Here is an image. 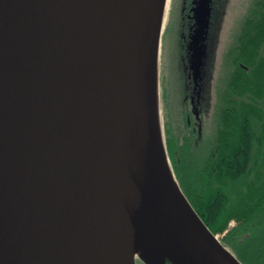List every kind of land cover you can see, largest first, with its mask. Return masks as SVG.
Instances as JSON below:
<instances>
[{
  "label": "water",
  "instance_id": "obj_1",
  "mask_svg": "<svg viewBox=\"0 0 264 264\" xmlns=\"http://www.w3.org/2000/svg\"><path fill=\"white\" fill-rule=\"evenodd\" d=\"M136 1L70 0L63 23L51 0H0V264H136L126 247L118 94L120 44ZM211 1L193 2L195 69L205 57ZM159 4L149 0L143 104ZM176 183L162 200L179 213L204 262L177 242H154L139 261L241 264Z\"/></svg>",
  "mask_w": 264,
  "mask_h": 264
},
{
  "label": "trees",
  "instance_id": "obj_2",
  "mask_svg": "<svg viewBox=\"0 0 264 264\" xmlns=\"http://www.w3.org/2000/svg\"><path fill=\"white\" fill-rule=\"evenodd\" d=\"M193 2L179 0L172 29V57L180 54L186 65L176 96L181 130L168 138L167 153L179 187L211 233L234 222L221 244L241 264H264V0H243L210 71L189 63ZM211 2L213 12L220 0ZM174 70L182 75L178 64Z\"/></svg>",
  "mask_w": 264,
  "mask_h": 264
},
{
  "label": "bare ground",
  "instance_id": "obj_3",
  "mask_svg": "<svg viewBox=\"0 0 264 264\" xmlns=\"http://www.w3.org/2000/svg\"><path fill=\"white\" fill-rule=\"evenodd\" d=\"M51 1L57 17L65 23L70 0ZM171 3L160 0L145 104L141 100L139 74L149 0L136 1L120 44L118 94L120 106L125 107L121 137L126 170V247L137 262L151 252L154 242H177L185 251L191 250L201 263L204 259L199 247L181 216L162 200L165 191L178 189L168 162L159 99L161 40Z\"/></svg>",
  "mask_w": 264,
  "mask_h": 264
},
{
  "label": "rangeland",
  "instance_id": "obj_4",
  "mask_svg": "<svg viewBox=\"0 0 264 264\" xmlns=\"http://www.w3.org/2000/svg\"><path fill=\"white\" fill-rule=\"evenodd\" d=\"M172 1V0H171ZM243 0H220L217 5V9L209 13L208 24L211 26L212 35L209 32L207 40L203 41L205 45V57L203 58L204 69L209 68L216 69L218 66L219 55H221V50L227 43V37L230 30L234 26V20L238 17L239 11H242ZM179 0H173L171 3V8L169 7L167 22L162 34V44H161V54H160V73H159V99H160V112L161 120L164 132L165 147L167 151V140L172 133L178 134L181 130L178 115L180 104L176 96H178V88L180 82L183 83L185 76L183 74V68L186 65V61L179 55H174L172 57L173 44L172 33H174L173 28L178 27L179 21ZM212 19V20H211ZM192 24V22H191ZM166 31V32H165ZM172 38V40H171ZM175 43V41H174ZM228 44V43H227ZM179 66L180 73H176L174 70V65ZM211 75V73H210ZM184 80V81H183ZM183 81V82H182ZM177 94V95H176ZM180 116V115H179ZM170 132V133H169ZM168 156L169 166L174 175L173 168L171 165L170 157ZM175 178V175H174ZM176 179V178H175ZM177 181V180H176ZM181 189V188H180ZM235 226L234 222L229 223L228 228L221 234L215 235L217 239L221 242L224 236ZM136 264H142L137 260Z\"/></svg>",
  "mask_w": 264,
  "mask_h": 264
},
{
  "label": "flooded vegetation",
  "instance_id": "obj_5",
  "mask_svg": "<svg viewBox=\"0 0 264 264\" xmlns=\"http://www.w3.org/2000/svg\"><path fill=\"white\" fill-rule=\"evenodd\" d=\"M217 0H214V2L213 3H215Z\"/></svg>",
  "mask_w": 264,
  "mask_h": 264
}]
</instances>
